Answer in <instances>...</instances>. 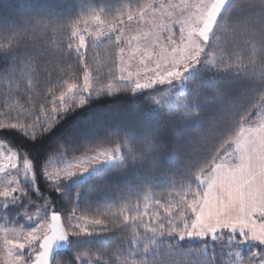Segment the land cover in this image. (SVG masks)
<instances>
[{"label": "snow or ice", "instance_id": "6c2138e0", "mask_svg": "<svg viewBox=\"0 0 264 264\" xmlns=\"http://www.w3.org/2000/svg\"><path fill=\"white\" fill-rule=\"evenodd\" d=\"M19 10L0 26V133L34 143L114 86L143 92L134 107L159 108L162 122L108 131L81 151L60 145L35 170L0 138V264H264V0ZM97 121L89 114L75 128L90 132ZM181 134L195 159L167 191L144 185L126 196L105 181L92 197L62 192L105 162L114 180L166 176ZM102 233L112 234L105 244L81 241ZM186 241L201 247L184 251Z\"/></svg>", "mask_w": 264, "mask_h": 264}, {"label": "trees", "instance_id": "16d2710c", "mask_svg": "<svg viewBox=\"0 0 264 264\" xmlns=\"http://www.w3.org/2000/svg\"><path fill=\"white\" fill-rule=\"evenodd\" d=\"M21 2L30 3L33 8H46L54 13H66L70 8L75 10L78 6L85 8L91 6L97 10L104 9L106 12H112L123 5L126 6L128 0H0V26L7 27L12 23L16 14L20 11L19 5ZM64 45L65 47L67 46L66 40L64 41ZM91 55H96V51H92ZM2 66L3 64L0 62V67ZM104 71L107 73V69ZM144 95L143 92L139 94L133 93L117 89L114 86L112 96L104 95L92 98L84 107L72 113L50 133L34 143L28 142L15 132L0 133V138L6 140L9 146L26 152L35 170L60 145H63L66 151H81L85 146L103 139L108 131H114L122 135L130 131L139 132L146 120H150L153 123L162 122V114L159 108L153 107L146 115H142L136 110L134 105L143 101ZM89 114H94L98 117L94 129L90 132L83 129L76 130L75 125ZM206 115H212V113H206ZM196 135L197 131L194 129L191 136L194 139ZM186 140L187 137L181 134L178 140L169 144L168 175L166 176L155 180H148L145 178L144 173L141 172L125 179L114 180L111 167L108 165L96 169L94 172L88 174L86 178L74 183L72 186L67 183L63 184L62 192L75 193L77 189H81L88 197H92L98 185L105 181L112 183L114 191H120L126 196L134 197L144 185L146 191H153L157 194L167 191L169 190L171 179L175 176L178 180L179 176L185 173L187 162L195 159V157L187 155L185 148L181 146L186 143ZM197 156L200 159L204 158L203 148L197 153ZM46 184L47 182L41 177L38 187L46 190L44 189ZM48 196L49 199L55 200L56 207L65 206L66 201L62 194L49 191ZM78 203L82 205L83 198ZM111 236L112 234L102 233L91 237L87 236L81 239V241L86 245L97 246L110 241ZM179 243L181 249L184 251L199 249L201 247L199 242L186 241Z\"/></svg>", "mask_w": 264, "mask_h": 264}, {"label": "rangeland", "instance_id": "374dc122", "mask_svg": "<svg viewBox=\"0 0 264 264\" xmlns=\"http://www.w3.org/2000/svg\"><path fill=\"white\" fill-rule=\"evenodd\" d=\"M108 165H110L108 162H105V163H102V164H100V165H97V166H95V167L89 169L88 172L83 173V174H78L77 176L71 178L70 180L65 181L63 184L67 183L68 185L72 186L74 183H77V182L83 180L84 178H86V176H87L88 174L94 172L96 169H98V168H100V167H106V166H108ZM44 181H45V180H44ZM45 182H47V181H45ZM47 183H48V182H47ZM85 237H87V236H85ZM85 237H82L81 239H83V238H85Z\"/></svg>", "mask_w": 264, "mask_h": 264}]
</instances>
